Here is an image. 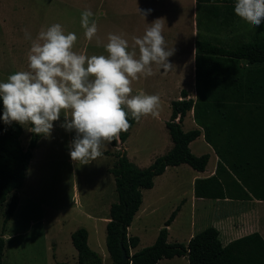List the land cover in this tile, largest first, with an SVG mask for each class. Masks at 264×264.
<instances>
[{
    "label": "trees",
    "instance_id": "obj_1",
    "mask_svg": "<svg viewBox=\"0 0 264 264\" xmlns=\"http://www.w3.org/2000/svg\"><path fill=\"white\" fill-rule=\"evenodd\" d=\"M195 1L199 9L208 6L218 12L234 13L235 0ZM259 32L253 41L234 49L197 37L195 98H189L182 90L180 99L171 102V115L165 129L172 147L167 153L146 168H139L121 149L103 152L102 156L115 158L108 173L113 177L117 200L109 206L105 225V247L111 264L120 262L122 252L128 259L124 264H157L159 260L174 257H184L188 264H264V240L256 232L223 245L218 231L210 226L191 237L187 244L168 243L167 227L179 207L171 212L150 246L131 254L130 249L138 245L139 238L129 236L127 232L142 203V190L151 189L155 177L162 175L167 167L185 164L197 172L205 170L209 155L195 156L188 147L201 134L218 162L212 176L194 181V197L264 202V87L261 85L264 78V21ZM189 111L200 129L185 132L181 122ZM3 112L0 100V206L6 203L4 230L18 205L16 193L23 188L32 152L43 135L32 133L23 150L19 140L21 126L16 122L5 124ZM128 121L131 127L120 134V144L126 142L136 122L130 114ZM110 146L117 147L115 142ZM87 238L84 228L71 234L77 264H102L101 257L89 248ZM3 249L4 240L0 237V264Z\"/></svg>",
    "mask_w": 264,
    "mask_h": 264
},
{
    "label": "rangeland",
    "instance_id": "obj_2",
    "mask_svg": "<svg viewBox=\"0 0 264 264\" xmlns=\"http://www.w3.org/2000/svg\"><path fill=\"white\" fill-rule=\"evenodd\" d=\"M213 9L215 10L204 6L200 8L199 15L203 11V15L211 13ZM87 10L93 13L92 17L101 16V0H0V82H6L8 76L17 71L28 70V53L32 40L25 38V30L35 39L41 30L59 23L66 34H76L75 52L89 57L107 55L105 48H101V18L95 20L97 33L92 41L85 37L81 14ZM231 16L234 20L237 18L235 13ZM117 24L119 23L110 21V29L106 34L111 31L116 34L114 26ZM119 31L124 30L119 29L117 32ZM259 31L260 28L248 36L234 37L227 48L234 49L242 43L253 41L259 36ZM137 33L142 37V31ZM119 35L123 37L124 33ZM129 45L132 46L131 43ZM64 122V114L61 113L60 120L53 123L51 135L43 136L37 142L30 161L32 168L30 170L29 163L23 188L16 193L18 205L4 230L2 225L6 203L0 206V237L4 240L2 264H77L71 234L79 228L87 231L88 246L102 258V264H111L105 247V224L102 222L108 218L110 204L117 200L114 180L108 173L115 158L111 155L100 156L87 165L74 162L69 155L68 146L76 134L62 128L61 124ZM143 123L145 125L132 127L125 143L116 148L105 146L102 152L121 149L137 167L149 166L157 157L169 151L171 140L162 122H155L147 116ZM31 127L21 126L19 140L23 150L27 148L33 133ZM191 148L194 152L200 148L197 140L191 144ZM185 169H169L164 177L157 178L152 194L142 190L144 202L152 195L159 197L154 201L153 209L141 219L136 215L130 226L131 233H135L132 236L139 238L143 248L154 243L164 221L184 199L187 206L180 225L188 218L191 207V174ZM27 174L29 180L26 182ZM9 198L10 196L7 202ZM203 205L198 203L197 208ZM258 208L264 211V204ZM228 209L234 214L239 207L231 204ZM179 227L177 225L174 230ZM171 235H175V232ZM174 240L169 241L172 243ZM157 264H187V260L178 257L176 260L163 259Z\"/></svg>",
    "mask_w": 264,
    "mask_h": 264
},
{
    "label": "clouds",
    "instance_id": "obj_3",
    "mask_svg": "<svg viewBox=\"0 0 264 264\" xmlns=\"http://www.w3.org/2000/svg\"><path fill=\"white\" fill-rule=\"evenodd\" d=\"M144 19L151 9L139 10ZM235 16L258 27L264 21V0H235ZM90 10L81 14V26L88 41L96 36L97 24ZM162 19L150 24L142 37L130 45L121 35L109 34L107 55L86 56L74 51L75 33H65L57 23L41 30L31 39L28 70L17 71L0 82L3 122L30 125L36 135L48 137L53 123L64 114L61 127L75 132L69 144L74 162L89 164L103 155L102 148L121 143V133L131 127L128 116L139 122L142 117L159 116L160 97L139 92L133 95L132 83L150 77L153 65L164 74L174 69L163 36Z\"/></svg>",
    "mask_w": 264,
    "mask_h": 264
},
{
    "label": "crops",
    "instance_id": "obj_4",
    "mask_svg": "<svg viewBox=\"0 0 264 264\" xmlns=\"http://www.w3.org/2000/svg\"><path fill=\"white\" fill-rule=\"evenodd\" d=\"M138 9H151L152 11L144 19L140 16ZM199 12L200 9L197 7L195 0H101V16L91 17L93 20L101 18L102 49L105 48L108 42V35L110 33L112 34V31L106 34V31L110 29V26H108L110 21L119 23L114 26V32H116L117 35L124 33L123 38L127 39L129 43L132 44L133 37H139L137 31H142L141 35L143 36L146 28L150 24L157 19H162L161 23L164 25L163 36L165 38V47L169 51L172 49L174 50V54L169 57V62L174 65V69L164 74L158 66L153 65L154 74L152 76L146 78L141 77L139 80L132 83V94L135 95L142 91L145 94L158 95L160 97L159 116L157 118L150 116V118H153L155 122H162L164 128L165 123L169 120L171 115L170 104L172 101L180 99L182 90L187 92L189 98H195L194 57L195 41L197 37L207 39L218 46L227 48L230 46L229 43H231L234 37L248 36L252 34L254 30L260 28V26L255 27L253 25H248L240 19L235 21L227 12L220 13L213 10L211 13H206L204 15V11L200 15ZM139 21H142L141 25ZM119 29H123L124 31L117 32ZM131 33H133L132 36ZM261 85L264 87V78L261 81ZM144 118L145 117H142L139 122L136 121L134 125H145V123H143ZM181 129L183 131L184 129L187 131L200 129L193 121L192 111H189L183 118ZM196 140L200 144V148L194 152L191 148V144ZM194 141L190 142L188 146L191 153L197 156H201V153L209 155L205 170L203 172H197L185 164L167 167L162 175L155 177L153 187L147 190L149 194H152L156 187V179L164 177L169 169L179 170L180 168H186L185 170L191 174L189 184V203L191 207L189 209V216L186 221L180 225L183 211L187 206V202L184 199L181 201L172 222L167 227V242L171 243L169 240L175 239L174 242L187 244L191 237L209 226L214 227L218 231L219 239L223 245L254 232L258 233L264 240V211L258 208L259 205L264 204L263 201L254 199L246 201L230 199L211 200L194 197V181L196 179H204L212 176L218 162L217 156L213 149L204 141L202 134ZM171 147L172 143L170 149ZM158 198V195H152L144 202L142 195V203L133 219L136 215L139 216L140 219L144 217L145 213L153 209L154 201ZM198 203H203V207L197 208ZM231 204L239 207L238 211L234 214L230 213L228 209V206ZM145 208L146 211H143ZM204 219L206 220L203 221ZM107 221L108 218L102 223L106 225ZM177 225L180 227L174 230ZM130 226L131 224L127 229L128 235H135V233H131ZM197 226L198 228H196ZM174 232L175 235H171L174 234ZM143 247L144 246L140 244L139 240L138 245L130 249V253H135ZM172 259L176 260L178 257Z\"/></svg>",
    "mask_w": 264,
    "mask_h": 264
},
{
    "label": "water",
    "instance_id": "obj_5",
    "mask_svg": "<svg viewBox=\"0 0 264 264\" xmlns=\"http://www.w3.org/2000/svg\"><path fill=\"white\" fill-rule=\"evenodd\" d=\"M127 257L124 252H122V258L118 264H124L127 261Z\"/></svg>",
    "mask_w": 264,
    "mask_h": 264
},
{
    "label": "bare ground",
    "instance_id": "obj_6",
    "mask_svg": "<svg viewBox=\"0 0 264 264\" xmlns=\"http://www.w3.org/2000/svg\"><path fill=\"white\" fill-rule=\"evenodd\" d=\"M32 166V163H30V170H31V167ZM30 172V171H29ZM32 173H33V171H32ZM30 176V175H29ZM34 177V176H33ZM31 178V177H30ZM29 180V178H28V174H27V181Z\"/></svg>",
    "mask_w": 264,
    "mask_h": 264
}]
</instances>
